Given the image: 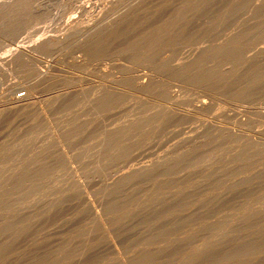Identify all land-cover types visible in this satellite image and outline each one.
<instances>
[{"label":"rangeland","instance_id":"374dc122","mask_svg":"<svg viewBox=\"0 0 264 264\" xmlns=\"http://www.w3.org/2000/svg\"><path fill=\"white\" fill-rule=\"evenodd\" d=\"M0 99V264H264V0H0Z\"/></svg>","mask_w":264,"mask_h":264},{"label":"bare ground","instance_id":"6f19581e","mask_svg":"<svg viewBox=\"0 0 264 264\" xmlns=\"http://www.w3.org/2000/svg\"><path fill=\"white\" fill-rule=\"evenodd\" d=\"M64 25V24H63ZM51 26V25H50ZM59 26V25H58ZM53 27V26H52ZM48 28H49V26H48ZM61 28V27H60ZM59 29V28H58ZM63 30V29H62ZM45 31V30H44ZM57 31V30H56ZM54 32V31H53ZM49 35V34H48ZM58 34H56V36H57ZM26 53V52H25ZM18 90H16V92H17ZM31 94V93H30ZM26 95V94H25ZM9 96V95H8ZM10 96H13V95H10ZM29 96V95H28ZM31 96V95H30ZM26 97H27V95H26ZM25 99L26 98H23V96L22 95H18V96H16V97H10L9 99H8V103L10 104V105H13L12 107H14V106H18L19 104H21L23 101H25ZM28 99V98H27ZM1 100V99H0ZM29 100H30V98H29ZM31 101V100H30ZM25 103H26V101H25ZM29 103V102H28ZM8 104V105H9ZM25 107V105H21V107ZM10 107V106H9ZM4 108V107H3Z\"/></svg>","mask_w":264,"mask_h":264}]
</instances>
